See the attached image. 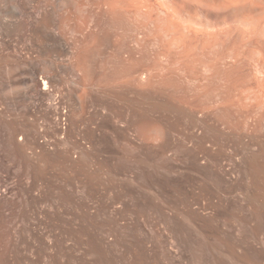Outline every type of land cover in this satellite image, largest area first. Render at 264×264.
I'll return each instance as SVG.
<instances>
[{"label": "rangeland", "instance_id": "1", "mask_svg": "<svg viewBox=\"0 0 264 264\" xmlns=\"http://www.w3.org/2000/svg\"><path fill=\"white\" fill-rule=\"evenodd\" d=\"M150 4L134 24L154 59L152 101L108 99L85 138L65 92L40 98L45 174L20 207L28 264H264V17L226 0ZM156 126L164 135L145 144L138 129Z\"/></svg>", "mask_w": 264, "mask_h": 264}, {"label": "bare ground", "instance_id": "2", "mask_svg": "<svg viewBox=\"0 0 264 264\" xmlns=\"http://www.w3.org/2000/svg\"><path fill=\"white\" fill-rule=\"evenodd\" d=\"M226 1L249 10L250 17H264V0ZM166 3L169 8L170 0ZM150 6V0H0V264H12L13 258L16 264H28L23 249L29 242L20 230L31 238L34 230L25 218L27 210L20 207L45 174L35 146L48 129L40 115V98L65 92L70 108L66 117L84 137L100 131L102 117L113 112L108 99L121 107L125 90L154 99V59L136 38L141 29L134 24V17L148 16ZM136 70L142 71L146 90L141 80L136 85ZM260 105L264 120V102ZM120 107L114 109L118 115ZM56 119H61L59 113ZM150 131L138 129L147 145L164 135L160 126ZM256 133L258 129L253 130V142ZM77 139L73 145L84 150ZM17 220L22 225L15 241Z\"/></svg>", "mask_w": 264, "mask_h": 264}]
</instances>
